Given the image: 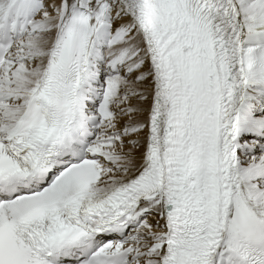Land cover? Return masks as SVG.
I'll use <instances>...</instances> for the list:
<instances>
[{"label":"snow or ice","instance_id":"obj_1","mask_svg":"<svg viewBox=\"0 0 264 264\" xmlns=\"http://www.w3.org/2000/svg\"><path fill=\"white\" fill-rule=\"evenodd\" d=\"M0 264H264V0H0Z\"/></svg>","mask_w":264,"mask_h":264}]
</instances>
